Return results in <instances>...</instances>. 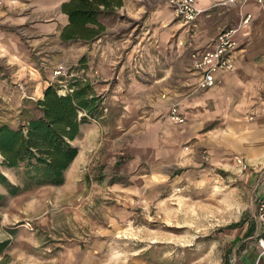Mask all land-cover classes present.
<instances>
[{"label": "rangeland", "instance_id": "rangeland-1", "mask_svg": "<svg viewBox=\"0 0 264 264\" xmlns=\"http://www.w3.org/2000/svg\"><path fill=\"white\" fill-rule=\"evenodd\" d=\"M6 1H0V29L8 30L9 23L1 19ZM153 6L145 8V15L120 9L112 25L107 21L109 31H126L129 39L105 51L95 41L64 42L58 8L47 14L30 5L31 22L10 27L28 44L36 74L23 79L15 63L0 55V123L18 126L36 113L35 102L43 98L45 87L54 84L66 93L77 78L92 84L103 106L97 119L88 118L82 126L74 142L80 153L62 186L11 196L0 183V195H5L0 198V243H7L0 264H234L243 243L229 239L230 225L242 221L256 232L258 200H251L242 180L222 168L204 183L205 176L181 165L176 154L169 162L159 149L144 148V130L156 118L143 113L179 85L178 68L170 62L178 52L163 51L155 62L154 53L143 46L149 29L146 42L152 38ZM193 51L187 48L180 57L188 56L191 70ZM96 55L105 60V71L95 69ZM156 64L163 66L157 69ZM61 65L64 72L57 75ZM162 74L168 80L157 82ZM159 137L149 139L157 144ZM206 154L207 149L201 154L205 166L212 162L211 156L204 161ZM0 168L18 183L14 169Z\"/></svg>", "mask_w": 264, "mask_h": 264}, {"label": "crops", "instance_id": "crops-1", "mask_svg": "<svg viewBox=\"0 0 264 264\" xmlns=\"http://www.w3.org/2000/svg\"><path fill=\"white\" fill-rule=\"evenodd\" d=\"M66 1L69 0H9L5 3L7 7L4 9L7 11L5 10L1 19L4 18L10 27L25 26L26 21L31 22L28 19L31 16L30 5H35L33 8L39 13L47 14L58 8L63 16L62 32L69 24L68 16L61 7ZM223 1L197 0L201 13L195 22L189 23L177 18L173 8L168 6L165 0H149L151 4L148 5H154L149 20L156 22L150 43L146 42L150 29L146 36H142L145 42L143 46L149 47L151 53H154L155 62L163 51L169 52L172 49L178 52V55L171 56L170 62L178 68L176 75L179 85L172 91L169 90L167 95L164 93L166 97L158 98L151 112L148 110L149 113H143L142 117L156 118L153 123L149 122L144 130V148L150 152L154 148L159 149L161 156L169 158V162H172L170 158L176 154L181 165L194 168L198 177L205 176L204 183L215 178L214 170L223 168L230 171L251 190V200H258L260 211L264 201V11L252 0L244 6H231ZM123 5L121 10L133 16L145 15V8L149 7L144 0H124ZM248 15H251L250 21L243 25L238 36L241 48L235 69L220 70L215 86L191 92L193 85L198 82V74L189 68L188 56L180 59L181 54L187 48L201 50L210 47L222 30L239 24L243 16ZM114 19L116 16L105 18L108 31L94 43L99 50L122 47L129 39L126 37V31H109ZM51 21L57 23L55 19ZM107 21H110L111 25ZM10 27L8 30L0 29V55L15 63L17 75L28 79L36 74L34 64L29 60L27 53L29 46ZM93 58L95 69L105 71L103 57L96 55ZM162 66L155 65L157 69ZM168 78L169 76L162 74L157 82H164ZM116 97L119 99V94L116 93ZM177 102H181V110L187 117V122L182 125H176L166 119L172 105ZM157 133L160 142L152 144L149 136ZM206 149L212 157V162L205 166L202 164L201 154ZM239 158L247 163L248 168L244 169L241 163H238ZM245 225H240V228L229 227L231 229L227 233L233 242L243 243L236 254L237 261L234 264H264V254L256 240V232L250 234L249 227ZM247 231L249 235L243 237V233ZM236 235L240 236L236 238Z\"/></svg>", "mask_w": 264, "mask_h": 264}, {"label": "trees", "instance_id": "trees-1", "mask_svg": "<svg viewBox=\"0 0 264 264\" xmlns=\"http://www.w3.org/2000/svg\"><path fill=\"white\" fill-rule=\"evenodd\" d=\"M124 0H69L62 4L68 25L61 32L64 42L98 40L107 30L105 18L116 16ZM35 102L36 113L18 125L0 123V154L3 166L15 170L18 183L11 182L0 168V183L11 196L46 185L62 186L67 171L80 151L74 142L88 118L97 119L103 106L90 82L76 79L71 90L61 93L51 84ZM5 199V195H0ZM243 222L230 225L240 228ZM250 234L255 228L250 229ZM7 243H0V251ZM225 264H229L225 261Z\"/></svg>", "mask_w": 264, "mask_h": 264}, {"label": "built area", "instance_id": "built-area-1", "mask_svg": "<svg viewBox=\"0 0 264 264\" xmlns=\"http://www.w3.org/2000/svg\"><path fill=\"white\" fill-rule=\"evenodd\" d=\"M197 0H167L176 15L177 18L184 20L185 22L193 23L197 20L201 10L197 7ZM251 0H224L223 3L231 6L241 5L249 3ZM256 1L264 11V0H252ZM251 16V15H250ZM250 16H243V19L239 24L233 27L222 30L218 35L217 40L208 48L201 50H194L192 54V68L198 74L199 88H211L215 86L216 76L220 70L232 71L235 69L238 52L241 48V43L238 38L239 32L244 24L250 21ZM65 68L63 65L57 68L56 74H62ZM168 117L171 122L176 124H184L187 122V117L183 114L180 104L175 103L172 105ZM210 160V154L204 156V161ZM238 163H241L242 167L248 168L247 163L242 158L238 159ZM259 225L256 230V240L259 243L262 254H264V201L260 206V214L257 218Z\"/></svg>", "mask_w": 264, "mask_h": 264}, {"label": "bare ground", "instance_id": "bare-ground-1", "mask_svg": "<svg viewBox=\"0 0 264 264\" xmlns=\"http://www.w3.org/2000/svg\"><path fill=\"white\" fill-rule=\"evenodd\" d=\"M76 161H77V159H76Z\"/></svg>", "mask_w": 264, "mask_h": 264}]
</instances>
